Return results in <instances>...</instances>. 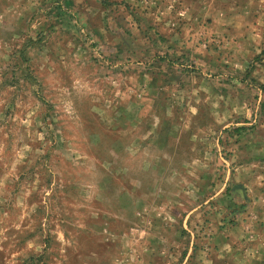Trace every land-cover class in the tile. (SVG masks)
I'll list each match as a JSON object with an SVG mask.
<instances>
[{"label": "rangeland", "instance_id": "obj_1", "mask_svg": "<svg viewBox=\"0 0 264 264\" xmlns=\"http://www.w3.org/2000/svg\"><path fill=\"white\" fill-rule=\"evenodd\" d=\"M0 264H264V0H0Z\"/></svg>", "mask_w": 264, "mask_h": 264}]
</instances>
